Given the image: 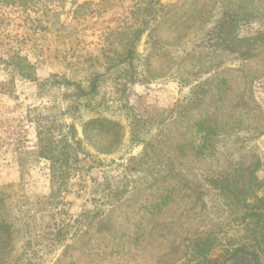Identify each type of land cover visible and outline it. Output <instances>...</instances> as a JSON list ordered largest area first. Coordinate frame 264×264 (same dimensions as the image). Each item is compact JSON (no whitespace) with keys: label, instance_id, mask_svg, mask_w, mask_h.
<instances>
[{"label":"rangeland","instance_id":"374dc122","mask_svg":"<svg viewBox=\"0 0 264 264\" xmlns=\"http://www.w3.org/2000/svg\"><path fill=\"white\" fill-rule=\"evenodd\" d=\"M196 1L178 27L193 0L0 1L2 216L28 229L0 264H191L192 239L238 242L208 179L259 160L264 192V45L216 44L229 1L254 12L238 39L264 34V0ZM40 132L69 141L58 197Z\"/></svg>","mask_w":264,"mask_h":264},{"label":"trees","instance_id":"16d2710c","mask_svg":"<svg viewBox=\"0 0 264 264\" xmlns=\"http://www.w3.org/2000/svg\"><path fill=\"white\" fill-rule=\"evenodd\" d=\"M154 2L155 0H150V4H153ZM156 4L160 7H164L161 3L156 2ZM196 4L197 1L193 0L192 4H189L188 9H185L183 18L175 20V22L172 23V26L178 27L186 17L188 20L190 14L195 10ZM140 9L147 10L146 8ZM162 9L164 8H160V10ZM223 12L226 15L224 18L225 22L221 30H219V40L222 42L216 44V46L218 49H221L222 47L234 49V51H236L241 57V59L236 58V60L243 62L247 60L245 57L247 51H251L250 49L256 45H259V47L264 45V34L245 39H238L235 34L238 26L242 22L253 19L254 12L251 6H241L229 1L227 6H224ZM131 13L136 16L139 15L136 11H132ZM144 32L145 30L140 29L135 32L136 37H138L136 41L140 40ZM116 35L117 38L120 37V35L124 36L125 30ZM217 43L219 42L217 41ZM134 45L136 44L130 40L127 47L129 57L136 53H133L135 51ZM221 130H223V128H221ZM42 135L43 133L40 132L39 154L41 157L46 158L52 163V195L50 198L58 197L62 193V186L65 185L67 177V173L65 174V172L63 173L59 169V163L62 160L61 158L65 155V150H69V141L66 139L64 141H58L61 148L60 151L58 150L57 145L51 143L54 140H51L50 135L48 137H42ZM62 164L64 163L62 162ZM258 168L259 160H257L255 167L251 172L247 174H241L239 169L231 176L213 177L208 179L211 187L228 202L232 218L241 228L242 236L239 238L238 242L232 243L230 246L226 247H222L219 244L218 239L211 235L206 238L192 239L189 257V262L191 264L192 262L194 264H264V192L260 188L262 182L255 175V170ZM246 178H249V180H246ZM2 201L3 199L0 198V254H4L5 252L9 253L10 250L13 249V238H15L20 231H23L24 229L28 230L24 227L23 229H19L17 227V222L11 218L9 219L2 216L6 213L4 212L2 214ZM218 251L220 252L217 253Z\"/></svg>","mask_w":264,"mask_h":264},{"label":"crops","instance_id":"0c3cea01","mask_svg":"<svg viewBox=\"0 0 264 264\" xmlns=\"http://www.w3.org/2000/svg\"><path fill=\"white\" fill-rule=\"evenodd\" d=\"M97 1L100 3V2H103L104 0H97ZM112 1H114V0H112ZM117 1L119 2V1H122V0H117ZM164 1H167V0H164ZM177 1H180V0H174V2H177ZM61 10H62V9H61ZM62 15H63V13H61V17H63ZM67 16H69L68 13H66L64 17H67ZM42 68H43V67H42ZM46 71H47V70H44V69L39 70V73H40V74L38 75V77H40V78H44V77L47 75V74L44 75V74L46 73Z\"/></svg>","mask_w":264,"mask_h":264}]
</instances>
